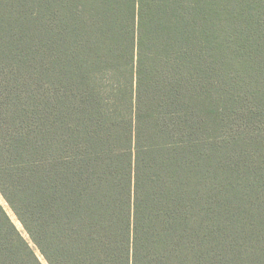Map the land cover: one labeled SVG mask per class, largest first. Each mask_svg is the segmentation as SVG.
<instances>
[{
	"label": "trees",
	"instance_id": "obj_1",
	"mask_svg": "<svg viewBox=\"0 0 264 264\" xmlns=\"http://www.w3.org/2000/svg\"><path fill=\"white\" fill-rule=\"evenodd\" d=\"M0 264H264V0H0Z\"/></svg>",
	"mask_w": 264,
	"mask_h": 264
},
{
	"label": "rangeland",
	"instance_id": "obj_2",
	"mask_svg": "<svg viewBox=\"0 0 264 264\" xmlns=\"http://www.w3.org/2000/svg\"><path fill=\"white\" fill-rule=\"evenodd\" d=\"M0 202L1 204L4 206V208L6 209L8 215L10 216L11 220L14 222L15 226L18 228V230L23 234V236H25V233L22 231L20 224L16 221L15 217L13 216V214L9 211V209L7 208V206L5 205V203L3 202V200L0 198ZM26 237V236H25Z\"/></svg>",
	"mask_w": 264,
	"mask_h": 264
}]
</instances>
